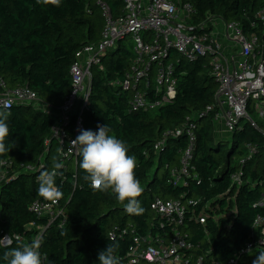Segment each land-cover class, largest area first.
Segmentation results:
<instances>
[{
	"label": "trees",
	"instance_id": "trees-1",
	"mask_svg": "<svg viewBox=\"0 0 264 264\" xmlns=\"http://www.w3.org/2000/svg\"><path fill=\"white\" fill-rule=\"evenodd\" d=\"M97 1L61 0L57 7L36 0H0V95L4 82L9 89L28 87L47 105L61 107L72 90L71 67L76 54L102 38L105 20ZM181 1L197 10L195 23L212 15L239 23L245 31L264 4V0ZM108 2L117 17L122 12V2ZM134 57V46L120 41L102 58L101 67L93 68L91 108L85 112L84 120L86 129L92 131H97L98 124H107L110 134L124 141L128 154L135 156V175L143 188L138 200L144 211L128 214L111 190L93 192L79 166L80 155L76 167L68 165L67 171L57 170L62 177L57 175L55 182L63 192L60 204L67 218L64 226L56 223L43 236L39 251L47 257L45 264H99L98 253L113 242L118 244L115 255L120 264H125L133 232L141 235L154 231L152 225L158 217L151 206L156 199L201 201L198 207L189 208L188 221L195 257L213 249L205 255L206 264L213 258L229 260L260 235L254 222L258 216L264 217V135L245 121L228 142L217 140L216 113L204 114L213 104L218 88L210 67L204 59L189 63L178 54L177 97L173 103L156 111L131 112L130 94L112 83L124 79ZM153 77L152 74V80ZM0 112L9 114L10 129L5 141L10 151L0 155V161H12L10 176L16 175L0 189V238L2 232L13 237L10 247L0 244V264H7L3 260L6 252L32 243L37 236L34 227L47 225L45 218L29 208L33 202L43 200L38 195L41 172H51L59 159L53 144L44 169L36 174L24 171L25 167L38 165L54 119L34 106H15ZM250 116L256 122L252 110ZM188 119L197 126L192 174L198 179L175 187L170 169L180 166L189 139L187 135L169 137L158 152L156 145L167 131L183 127ZM234 174L242 175L240 188H232ZM190 216L208 220L209 242L204 239L203 228ZM111 233L116 234L114 240ZM260 252L264 249L253 250L240 264H252Z\"/></svg>",
	"mask_w": 264,
	"mask_h": 264
},
{
	"label": "built area",
	"instance_id": "built-area-1",
	"mask_svg": "<svg viewBox=\"0 0 264 264\" xmlns=\"http://www.w3.org/2000/svg\"><path fill=\"white\" fill-rule=\"evenodd\" d=\"M120 1L123 9L117 17L113 15L108 0L97 1L105 20L102 38L99 43L85 46L76 54L71 67L72 90L61 107L47 105L28 87L9 89L1 82L4 89L0 95L1 110L34 106L54 119L51 135L45 142V152L38 165L25 167L24 171L36 174L41 168L44 169V160L53 144H56L58 159L64 165L62 170L67 171L68 165L77 166L80 154L71 141L79 135L80 129H86L84 114L91 108L92 70L101 67L102 58L128 36L133 38L131 45L134 46L135 57L124 79L116 80L112 85L130 94L131 112L156 111L176 99L178 79L175 71L179 60L171 58L175 52L186 62L204 59L209 65L218 88L213 104L207 107L204 114L216 113V128H226L233 135L243 127L245 121H249L264 135V4L257 12L255 22L245 31L239 23L225 22L221 18L218 20L223 21V24H218L217 18L212 15L195 23L197 10L181 0ZM250 110L258 123L251 118ZM257 124L262 125V128H258ZM196 130L195 123L188 119L183 127L167 131L156 145L158 152L169 137L187 135L189 139L190 145L182 155L180 166L170 169L171 183L175 187L186 186L188 181L198 179L192 174ZM253 152L254 149L251 154ZM12 168V161H0V189L16 177L10 176ZM231 181L232 188H240L243 184L242 175H232ZM200 202L156 199L151 206L158 217L152 225L154 231L138 235L133 230L125 264H140L143 261L148 264H206L205 255L211 254L213 249L195 257L196 248L189 232V208L198 207ZM261 205H264V197ZM29 209L47 221L45 226L34 227L37 231L34 240L42 242L50 226L58 223L62 227L66 223V210L61 207L60 200H37ZM190 219L203 228L204 239L209 242L208 220L194 219L192 216ZM254 228L260 233L255 241L244 245L229 260L221 262L213 258L210 264H240L253 250L259 247L264 249L263 216L256 218ZM110 237L114 240L116 234L111 233ZM0 244L3 248L10 247L13 237L2 232Z\"/></svg>",
	"mask_w": 264,
	"mask_h": 264
},
{
	"label": "clouds",
	"instance_id": "clouds-1",
	"mask_svg": "<svg viewBox=\"0 0 264 264\" xmlns=\"http://www.w3.org/2000/svg\"><path fill=\"white\" fill-rule=\"evenodd\" d=\"M36 2L57 7L61 4V0H36ZM8 115L7 112H0V155L10 151L5 143L10 134ZM110 132L111 129L107 124H98L97 131L80 129L79 135L71 141L72 146L82 157L79 166L86 173L84 179L89 182L93 192L111 190L128 214H142L144 209L138 197L142 194L143 188L135 175L136 158L128 154L125 142ZM63 167L62 162L56 161L53 171H42L38 177V195L44 200L57 202L63 197V192L55 182V177L59 174L57 170ZM40 247L39 239L30 244H21L6 252L3 260L7 264H45L47 257L41 255ZM117 248L118 244L113 242L101 250L98 253L99 264H120L119 258L115 255ZM252 264H264V252H260Z\"/></svg>",
	"mask_w": 264,
	"mask_h": 264
},
{
	"label": "rangeland",
	"instance_id": "rangeland-1",
	"mask_svg": "<svg viewBox=\"0 0 264 264\" xmlns=\"http://www.w3.org/2000/svg\"><path fill=\"white\" fill-rule=\"evenodd\" d=\"M217 20H218V18H217ZM217 22H218V24H223V21H221V20H218ZM125 44L126 45L133 44V38H132V36H128L127 37V39L125 40ZM179 57L182 58L181 55H179ZM179 57H176V53L175 52H173L171 54V58H175L176 60H180ZM231 136L232 135H230L228 133V131L226 130V128H221V127H218L217 126L216 132H215V137H216L217 140L227 141L228 142L231 139Z\"/></svg>",
	"mask_w": 264,
	"mask_h": 264
}]
</instances>
